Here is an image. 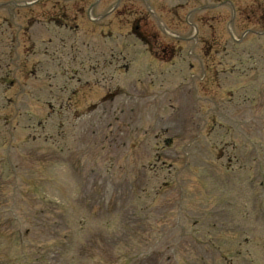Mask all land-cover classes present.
<instances>
[{
    "label": "rangeland",
    "instance_id": "1",
    "mask_svg": "<svg viewBox=\"0 0 264 264\" xmlns=\"http://www.w3.org/2000/svg\"><path fill=\"white\" fill-rule=\"evenodd\" d=\"M56 1L62 0H43L44 4L36 10L21 11V69L8 78L0 73V264H264V185L259 187V182L264 183V158L255 162L254 173L248 171L253 162L246 155L251 151L247 144L249 139L256 138L255 150L264 149V64L259 71L263 95L257 99L258 103L253 107L246 103L228 105V132L223 129L209 132L210 128L204 129L197 114L213 108L200 100L210 97L211 93L199 89L192 99L193 94L187 91L189 82L198 80L193 75H183L188 71L186 64L180 67L176 66L177 62L161 64L144 52L145 56L140 54L133 42L122 41L126 39L129 18H135L132 14L135 4L141 7L136 0L63 1L67 18L76 17L77 28L83 32L78 42L94 43L98 57L109 53L110 49L122 51L125 47L131 53L137 51L134 65L129 72L119 71L117 82L122 87L120 92L127 93L134 102L138 97L136 92L148 94L144 95V104L134 109L131 142L127 141L128 130L122 131L119 127L115 132V128L109 126L105 110L100 111L101 119L96 127L93 125L85 137L80 138L84 128L78 127L77 121H67L68 107L61 93H56L63 85L65 66L62 52H57L55 47L51 49L50 43L54 40V46L58 45L59 40L65 38V32L57 30L59 37L54 31V35L41 37L31 52L28 43L27 31L34 19L40 20V27H45L43 9L61 11ZM230 1L240 9L235 27L239 17L243 19L236 32L235 27L228 24L231 19L228 7H215L194 17L203 40L209 39L210 43L218 45L208 48L211 53L224 44L226 29L232 31L236 39L257 21L264 26V0ZM210 3L212 0H196L190 8ZM151 6L159 11L158 3ZM81 7L93 10L80 12ZM252 12H256V16H252ZM181 13L185 17L188 10ZM31 17L33 19L27 22ZM187 18L190 17L187 15ZM149 23L154 24L150 19ZM237 32L240 34L236 35ZM200 50L199 47L196 52ZM74 57V65L64 78L67 84L64 97L73 111L78 110L79 124H82L94 111L86 108L97 105L99 98L114 88L106 84L95 90L98 73L94 72H99L102 66L90 65L87 61L90 53L85 50L76 52ZM242 72L237 69L232 79L239 80ZM16 79L20 81L17 91H6L5 83ZM183 81L188 88L177 89L175 84ZM252 81L244 79L238 84L231 80L229 89L248 88ZM163 88L167 90L166 96H161ZM218 96L222 99L220 92ZM53 101L56 113L50 115L48 110ZM178 102L183 107L180 108ZM122 103L119 102V106ZM173 106L180 109L175 110ZM218 111L222 114L220 109ZM236 111L239 112L236 114ZM194 113H197L195 117ZM189 119L194 121L187 125L185 122H190ZM69 123L71 129H68ZM149 124L154 126L148 128ZM164 131L170 137L177 134L184 137V133L192 136L190 141L183 140L181 145L175 143L165 150L164 158L176 163L171 177L166 168L150 170L157 162L154 156L161 144L154 139V134L161 136ZM240 133L245 134V143L238 140ZM229 135L235 139L231 141ZM232 142L243 148L241 153L246 160L242 161L241 171L230 158L231 149L226 151L231 160L216 157L220 147H228ZM179 151L194 152L196 158L187 164L183 157L171 159V154ZM189 170L198 174L216 171L220 180H228L227 192L224 191L222 198L230 204L226 218H234L236 222L229 221V228L241 230L244 235L224 234L217 241V248H209L206 233H201L203 238L193 235L199 230H211L215 218L205 221V216H195L194 210H186L183 219L175 224L173 220L161 218L163 207H169V202L179 210L181 201L186 209H193L206 200L202 192L191 190V183L182 188V184H187L182 180L187 179L200 185ZM173 188L177 193L171 192ZM169 197L172 200L168 201ZM254 198L261 207L260 216L256 220L240 221L245 212H250ZM202 209L201 213L206 214ZM186 214L191 218L185 220ZM173 215L175 217L176 212ZM19 235L24 237L23 246L19 245ZM212 235L221 236L216 232Z\"/></svg>",
    "mask_w": 264,
    "mask_h": 264
},
{
    "label": "flooded vegetation",
    "instance_id": "2",
    "mask_svg": "<svg viewBox=\"0 0 264 264\" xmlns=\"http://www.w3.org/2000/svg\"><path fill=\"white\" fill-rule=\"evenodd\" d=\"M245 10V9H243ZM234 21V20H233ZM137 33L141 38L146 39L149 41V38H151L150 43L152 44V46L154 47L155 52L159 53V52H169V53H176L177 52V48L180 47V41L177 42H172V43H163L162 41L157 40L156 35L153 33H149V31L146 30V27L144 25H142L140 23V25L136 26L133 24V22L131 21L130 23V33L134 34ZM10 35H12L10 33ZM197 37V35L195 36ZM187 40L190 41H196L193 39V35L190 33L189 37L187 38ZM198 43V42H197Z\"/></svg>",
    "mask_w": 264,
    "mask_h": 264
}]
</instances>
